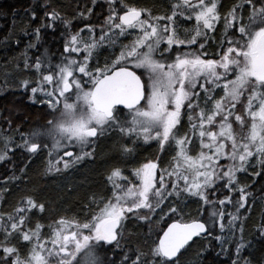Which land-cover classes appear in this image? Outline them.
<instances>
[{"label": "snow or ice", "instance_id": "1", "mask_svg": "<svg viewBox=\"0 0 264 264\" xmlns=\"http://www.w3.org/2000/svg\"><path fill=\"white\" fill-rule=\"evenodd\" d=\"M155 7L82 0L69 18L44 0L39 17L40 5L26 10L18 31L31 39L0 90L27 93L45 115L22 129L0 114L10 171L0 264H207L214 250L227 264H264L245 235L256 210L264 239V0ZM11 23L0 43L19 45ZM58 25L59 58L36 54ZM101 154L100 186L75 205L57 210L29 183L38 165L63 176ZM129 222L164 227L132 245Z\"/></svg>", "mask_w": 264, "mask_h": 264}, {"label": "trees", "instance_id": "2", "mask_svg": "<svg viewBox=\"0 0 264 264\" xmlns=\"http://www.w3.org/2000/svg\"><path fill=\"white\" fill-rule=\"evenodd\" d=\"M82 0H61L57 3V8L67 14L69 18L73 17L78 3ZM132 3H139L147 6H156L154 10H159V6L165 4L161 0H131ZM64 3V7L62 4ZM37 5L32 0H0V40H3L5 35L12 30V18L16 17V35L20 37V44L17 45L12 41L7 44L0 43V82L3 81V73L7 70L9 75H15L12 72L11 66L15 60L20 58V52L23 51L25 44L31 37H24L19 31L22 23L28 22V16L25 14L26 10H30ZM41 11H38V17ZM35 21L32 22L34 26ZM75 24L79 25L80 21L76 20ZM62 28L58 25L57 30L45 31L42 36V42L36 53L40 50H50L52 54H60L62 51L63 39L61 36ZM59 46V50L58 47ZM15 94V97L12 96ZM28 94L20 92L11 86L3 87L0 90V114H11L12 119L19 123L21 128L40 122L45 113L42 107L31 104L28 100ZM155 155V150L144 152V156ZM22 160V157H17L16 162ZM104 157L101 154L95 163L85 162L79 166V170H73L71 174L56 176L53 181L49 179L52 176L42 177L39 174V165L29 174L31 176L30 184L36 185L39 188V195L50 202H53V207L59 210L69 204L75 205L77 200L82 199L90 190L97 189L102 181V174L105 169L103 163ZM10 174L9 168L4 164H0V181L4 180ZM253 188L259 193L257 184ZM71 189V190H69ZM15 191V189H13ZM259 201H257V208ZM192 211V209H190ZM260 216L259 211L254 210L252 219L248 222L245 235L250 236L252 245L249 249L252 256L259 260L264 257V239L258 238V234L253 232V226L258 222ZM188 219L187 216L184 217ZM164 224H159L155 227L144 224L143 222L131 223L129 222L128 231L131 233L130 243L135 245L138 240H143L145 234L150 235V240H156V232L163 228ZM204 243H207L206 241ZM215 244V241L212 242ZM207 264H227L224 257H216L215 250L209 252L207 255Z\"/></svg>", "mask_w": 264, "mask_h": 264}, {"label": "rangeland", "instance_id": "3", "mask_svg": "<svg viewBox=\"0 0 264 264\" xmlns=\"http://www.w3.org/2000/svg\"><path fill=\"white\" fill-rule=\"evenodd\" d=\"M33 2H35V4L36 5H40V8H39V10L41 11V14H43V2H44V0H32ZM58 1H61V0H53V3L55 4V6H57V3H58ZM63 1V0H62ZM66 1V0H65ZM62 6L64 7V3L62 4ZM59 9V8H58ZM62 13H64L63 11H62ZM42 52H44V50L42 51H39V53H36V54H40V53H42ZM49 53V52H48ZM56 55V57H52V59H53V61H56L57 59H58V55L59 54H55ZM12 96H14L15 97V94H12ZM34 105H37L38 107H42L41 105H38V104H34ZM40 109H42V108H40ZM55 179V177H51L49 180L50 181H53ZM132 223V222H131Z\"/></svg>", "mask_w": 264, "mask_h": 264}, {"label": "flooded vegetation", "instance_id": "4", "mask_svg": "<svg viewBox=\"0 0 264 264\" xmlns=\"http://www.w3.org/2000/svg\"><path fill=\"white\" fill-rule=\"evenodd\" d=\"M161 2H164V3H166L167 2V0H161ZM42 15V14H41ZM58 48V50H59V46L57 47ZM41 51V50H40ZM43 51V50H42ZM48 52H49V54L52 56V57H56V55H55V53L54 54H52L51 52H50V50H48ZM60 55V54H59ZM59 55H58V58H59Z\"/></svg>", "mask_w": 264, "mask_h": 264}]
</instances>
